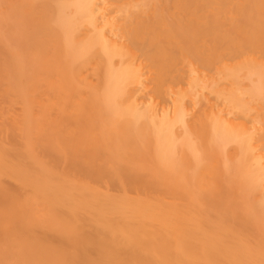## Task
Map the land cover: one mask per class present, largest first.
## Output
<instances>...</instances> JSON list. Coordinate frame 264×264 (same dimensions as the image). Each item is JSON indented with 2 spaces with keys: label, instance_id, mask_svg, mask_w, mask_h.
<instances>
[{
  "label": "bare ground",
  "instance_id": "1",
  "mask_svg": "<svg viewBox=\"0 0 264 264\" xmlns=\"http://www.w3.org/2000/svg\"><path fill=\"white\" fill-rule=\"evenodd\" d=\"M0 264H264V0H0Z\"/></svg>",
  "mask_w": 264,
  "mask_h": 264
}]
</instances>
